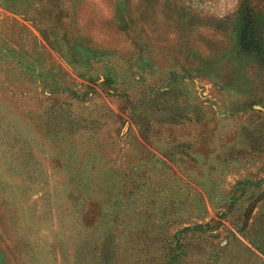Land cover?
<instances>
[{
	"label": "rangeland",
	"instance_id": "rangeland-1",
	"mask_svg": "<svg viewBox=\"0 0 264 264\" xmlns=\"http://www.w3.org/2000/svg\"><path fill=\"white\" fill-rule=\"evenodd\" d=\"M0 264H264V0H0Z\"/></svg>",
	"mask_w": 264,
	"mask_h": 264
},
{
	"label": "trees",
	"instance_id": "trees-1",
	"mask_svg": "<svg viewBox=\"0 0 264 264\" xmlns=\"http://www.w3.org/2000/svg\"><path fill=\"white\" fill-rule=\"evenodd\" d=\"M245 35H246L245 33L244 34L242 33V36H241L243 48L253 49V50L257 49L258 46L256 45V42H250L249 39L246 38ZM251 44H252V46H251Z\"/></svg>",
	"mask_w": 264,
	"mask_h": 264
},
{
	"label": "clouds",
	"instance_id": "clouds-1",
	"mask_svg": "<svg viewBox=\"0 0 264 264\" xmlns=\"http://www.w3.org/2000/svg\"><path fill=\"white\" fill-rule=\"evenodd\" d=\"M237 3H238V0H237Z\"/></svg>",
	"mask_w": 264,
	"mask_h": 264
}]
</instances>
